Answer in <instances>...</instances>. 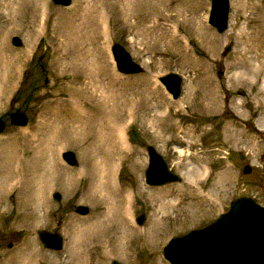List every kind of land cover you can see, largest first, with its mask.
I'll use <instances>...</instances> for the list:
<instances>
[{"label": "rangeland", "instance_id": "rangeland-1", "mask_svg": "<svg viewBox=\"0 0 264 264\" xmlns=\"http://www.w3.org/2000/svg\"><path fill=\"white\" fill-rule=\"evenodd\" d=\"M208 10L209 0H71L68 6L51 0H0V41L9 32L3 51L0 44V79H6L0 89V118L5 121L0 134V264H110L113 259L169 264L162 255L167 241L207 225L229 210L232 199L248 195L264 205V65L257 79L247 66L248 61H264V0H230L223 32L207 22ZM234 23L262 35V44L248 49L245 60L240 53L246 44L229 34ZM12 37L22 44H11ZM115 43L141 65L140 72L117 71L110 50ZM169 72L183 78L176 100L157 80ZM237 72L244 78H236ZM115 95L118 104L121 99L136 102L134 117H121L129 148L115 172V188L131 194L132 226L140 231L126 255L114 250L113 230L102 236L106 251L114 247L112 255L98 247L99 239L82 251L89 231L82 236L81 230L101 218L109 201L103 202L101 194L93 197L89 178L68 184L72 171L91 166L83 145L75 142L68 111L52 117L64 120L52 136L65 146L57 156L47 155L54 168L38 173L44 155L37 138L50 113L80 102L107 111L115 108ZM13 112L24 113L28 124H11ZM149 146L180 181L160 186L144 181ZM62 151H72L77 164H67ZM38 190L44 198L37 202ZM53 192L59 193L58 200ZM158 195L171 202L182 197L184 207H164L168 217L161 222L153 205ZM194 199L203 208L186 205ZM77 205L86 206L88 213L77 214ZM140 214L141 225L135 221ZM156 222L161 225L155 227ZM41 230L62 234L63 249L44 248ZM153 232L158 236L154 245L145 235Z\"/></svg>", "mask_w": 264, "mask_h": 264}, {"label": "bare ground", "instance_id": "bare-ground-1", "mask_svg": "<svg viewBox=\"0 0 264 264\" xmlns=\"http://www.w3.org/2000/svg\"><path fill=\"white\" fill-rule=\"evenodd\" d=\"M54 2L55 0H51ZM225 4L227 7V2L225 0ZM129 5V3L127 4ZM18 9V8H17ZM40 15H44V12L41 8L37 9ZM240 11V9L238 10ZM223 12V0H210V10H209V16H208V23L210 25L214 24L215 26H220L218 22L221 19ZM226 12V10H225ZM41 17V16H40ZM102 12L99 11L98 15V22H102ZM39 19V17H38ZM38 25L41 23L40 20L37 21ZM264 26V25H263ZM239 29V32L237 33L234 29ZM264 28V27H263ZM9 32H7L5 35H3L0 44H1V50L3 51V46L5 45L6 38L8 36ZM230 36H236L239 37V40L241 39L243 43L246 44L245 52L240 53V57L245 60L244 55L247 53V50H253L255 46H258L259 44H262V38L260 31H254L252 33H247L245 28L240 26L238 23H234L233 26H231V29L229 31ZM111 50V56L113 58V61L115 63V67L118 70V68H121V65H123L125 68L130 69L132 66L126 59H120L118 55L116 54V51L114 48H110ZM1 51V52H2ZM2 55V54H1ZM250 71L253 72L254 77L257 79L261 76V68L264 65L260 63L259 65H253L252 63H247ZM241 72H237L235 74L236 78L243 77V74H240ZM244 78V77H243ZM4 80L6 82V79L1 78L0 79V89L4 85ZM254 80V79H253ZM252 80V81H253ZM172 83V80L166 78L163 79L162 84L165 87L167 91H169L170 94H172V89L170 87V84ZM253 83V82H252ZM100 84V83H99ZM101 85V84H100ZM118 96H113V102L115 103L114 107H110L107 111H103L99 107H88L87 102H80L70 105L68 108L66 107V110H62L59 112H51L50 120L49 122L41 125L42 128V134L39 138H37V146L39 151H42L43 155L40 158V163L42 158H44L42 161H44V165L42 166V169L39 170L38 167V173L39 171L42 173L43 170H45L48 167L51 169L54 168L55 164L52 159L48 160L47 155H53L57 156L58 151L62 149V146H65L64 144L60 143L59 141H56V139L53 138V132H57V129L63 125V118L60 117L59 119H54L52 117L59 116L61 113H65V111H68V116H72L70 120V125L73 128V137L76 139V143L78 145H83V149L85 150L86 155H88L91 166L89 164L88 170L86 166H81L78 170L72 171V173L69 175L68 178V184L75 183L78 180H91V193L93 197H97L99 194L103 197V202H108V207L105 210L106 212L102 213L103 215L101 218L98 217L96 221H89L87 223L88 229H82V236L86 232L89 231L88 235L86 236V240L83 238L81 242V248L82 251L87 252L90 250V246L95 247L94 244L95 241L98 239L101 241V245L98 247L101 249H104V252L108 254H113V249L115 251L120 250V255H126L132 246V239L134 238V234L140 233V231L135 230L132 226V207L135 205L134 202L131 200V194L126 193V195H122L119 193L115 188V172H116V166L117 162L121 159V154H125L128 152V143L126 140V135L124 132V125L121 123V117L122 114L126 118L134 117L136 114V110L134 109V106L136 105L135 99H132L131 103L123 102L122 99L119 101V104L117 103ZM214 100V99H213ZM122 107H121V103ZM125 108V109H124ZM57 114V115H56ZM45 126V127H44ZM47 126V127H46ZM58 129V130H59ZM49 130V132H48ZM39 132V131H38ZM91 141L90 144L87 142ZM56 148V149H55ZM82 148V147H81ZM80 149V148H79ZM83 154L82 156H86ZM65 156V155H64ZM136 165V163H135ZM36 170L34 171L36 173ZM54 173V172H53ZM56 173V172H55ZM54 173V174H55ZM89 174V175H88ZM158 176V175H157ZM57 175H53V178L56 179ZM148 180V179H146ZM192 183V181H191ZM190 185V184H189ZM51 185H45V190H48ZM52 188V187H51ZM114 191V194L112 191ZM193 190V189H192ZM49 191V190H48ZM42 192V191H41ZM48 193V192H47ZM111 193V194H110ZM194 195L196 196L197 193L195 190H193ZM36 201L43 200L40 195V190H38L35 194ZM44 196V195H43ZM197 198V197H196ZM108 200V201H107ZM195 201V199H194ZM190 201L186 202V205H189V207H202L203 204L199 203V201ZM185 202L183 201V198L181 197L180 202L175 201L171 202L166 197H161L158 195L154 198V207L157 208L155 210V215H160V221L162 222L164 218L168 217L166 212L164 213V207H173L175 210L176 207L179 205L183 208ZM209 204V203H208ZM201 205V206H200ZM210 205V204H209ZM159 209V210H158ZM251 209V208H250ZM229 211V210H228ZM227 211V212H228ZM226 213V212H224ZM260 221H257V216L253 214L249 210H245L241 212L240 214L236 215L230 222H226L225 224H221V226L218 225L216 228H209L208 230H205L206 235H210L211 233L213 236H209L208 243L203 244L199 249L206 254L207 257H218L221 256L222 258L226 257H240L244 259H252V258H261L264 259V231L262 235H259L255 232V230L262 228L264 230V216L258 217ZM136 221V220H135ZM92 222V223H90ZM89 223V224H88ZM137 223V221H136ZM119 227V233H117V229L114 228V226ZM161 225L160 222L155 223V227H159ZM86 224L83 223L81 227H85ZM259 226V227H258ZM113 230L114 237L117 238V245L114 247H111L108 251H106V242L102 241V236L104 233H107L108 231ZM129 230L132 232L129 233ZM121 232V233H120ZM142 234V233H141ZM146 233L145 235L147 237H151L150 242L152 245L155 244L156 233L153 232ZM158 237V236H157ZM206 237V236H205ZM204 237V238H205ZM204 238H200L197 240V242L202 241ZM195 242V241H194ZM192 243V242H191ZM164 257V256H163ZM178 261L174 262L172 259H166L169 264H180V250L178 252ZM205 258V257H204ZM195 263V262H194ZM85 264V260H84ZM88 264V263H87Z\"/></svg>", "mask_w": 264, "mask_h": 264}, {"label": "water", "instance_id": "water-1", "mask_svg": "<svg viewBox=\"0 0 264 264\" xmlns=\"http://www.w3.org/2000/svg\"><path fill=\"white\" fill-rule=\"evenodd\" d=\"M227 7L225 4V0H223V12L220 21L218 24L220 26H212L218 32H223L228 27V12H229V0H226ZM56 5L68 6L71 3V0H55L53 2ZM226 10V12H225ZM11 43L15 46H19L22 44L21 40L18 37H12ZM112 48L115 49L116 54L120 59H126L128 63L132 66V68L127 69L123 65L121 68H118V71L121 73H138L142 70L141 65L135 62L130 54L126 51V49L119 44H113ZM199 52L198 50H196ZM170 79L172 83L170 87L172 89L173 98H178L181 93V83L182 77L178 73L170 72L165 75L159 77L162 82L163 79ZM10 123L19 127H25L28 124V117L21 112H13L10 114ZM5 121L0 118V133L4 131ZM148 163L144 171L145 181L146 183L153 186H160L167 183L178 182L181 180L179 174L173 172L167 165L164 158L156 152V150L149 146L146 149ZM65 155V156H64ZM63 158L70 165H76L77 160L72 151H64ZM249 170L248 166H245L243 171L247 172ZM158 175V176H157ZM148 179V180H146ZM55 199H59L60 195L58 193L54 194ZM251 208V209H250ZM229 211L226 213L219 214L215 220L210 222L209 224L197 228L191 229L187 233L171 237L167 243L163 247V256L164 258L172 259L174 262L178 261V252L180 250V264H264V259L261 258H252V259H244L240 257H226L222 258L221 256L209 258L206 256L204 252H202L199 248L208 243V237L213 236L211 233L209 236L206 235L205 230L209 228H216L221 226V224H225L226 222H230L236 215L240 214L245 210L251 211L255 216H257V221H260L258 217L264 216V205L260 204L256 199L248 195H240L235 199L230 201ZM227 209V210H228ZM76 213L80 215H84L88 213V208L84 205H77L75 207ZM136 221L139 225L144 222V215L140 214L136 216ZM259 227V226H258ZM264 231L262 228L255 230V232L259 235H262ZM206 236V237H205ZM38 237L42 243V246L51 250H62L63 248V237L60 233H52L46 230H41L38 233ZM205 237V238H204ZM204 238L202 241L197 242L198 239ZM195 241V242H194ZM192 242V243H191ZM205 257V258H204ZM195 262V263H194ZM111 264H121L117 260H112Z\"/></svg>", "mask_w": 264, "mask_h": 264}]
</instances>
